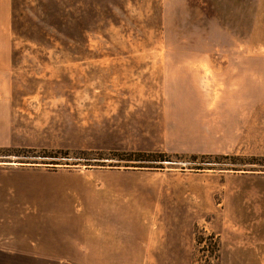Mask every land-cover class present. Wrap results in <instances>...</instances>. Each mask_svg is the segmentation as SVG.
<instances>
[{"label": "rangeland", "instance_id": "1", "mask_svg": "<svg viewBox=\"0 0 264 264\" xmlns=\"http://www.w3.org/2000/svg\"><path fill=\"white\" fill-rule=\"evenodd\" d=\"M4 57L0 246L264 264V0H0Z\"/></svg>", "mask_w": 264, "mask_h": 264}, {"label": "crops", "instance_id": "2", "mask_svg": "<svg viewBox=\"0 0 264 264\" xmlns=\"http://www.w3.org/2000/svg\"><path fill=\"white\" fill-rule=\"evenodd\" d=\"M9 65L0 59V147L11 143L12 105L9 92ZM71 233L73 241H61L55 233H46L43 241H11L0 246V264H137L128 260L124 237L119 228H94ZM142 264V260H139Z\"/></svg>", "mask_w": 264, "mask_h": 264}, {"label": "trees", "instance_id": "3", "mask_svg": "<svg viewBox=\"0 0 264 264\" xmlns=\"http://www.w3.org/2000/svg\"><path fill=\"white\" fill-rule=\"evenodd\" d=\"M131 160V159H130ZM137 160H142L141 158H138ZM161 160H165V159H161Z\"/></svg>", "mask_w": 264, "mask_h": 264}]
</instances>
